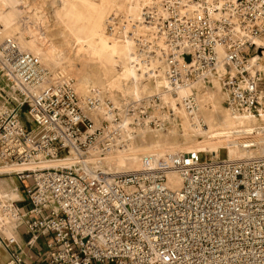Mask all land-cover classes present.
<instances>
[{
	"label": "built area",
	"instance_id": "obj_1",
	"mask_svg": "<svg viewBox=\"0 0 264 264\" xmlns=\"http://www.w3.org/2000/svg\"><path fill=\"white\" fill-rule=\"evenodd\" d=\"M105 28L112 40L129 42L139 65L164 78L172 94L207 82L222 64L226 109L262 108L264 85L251 59L263 53L257 41L264 40V0H149L137 17L112 12ZM0 80L21 97L0 112V165L74 159L9 174L22 198L0 199V216L15 234L23 228L30 235L29 247L49 236L45 252L36 254L45 264H264V158L225 163L179 153L154 170L108 178L82 163L90 152L102 159L113 136L162 126L147 112H160L158 96L144 108L127 106L124 124L111 101L79 96L72 79L44 68L11 38L0 44ZM25 104L27 124L19 116ZM177 106L190 119L199 112L194 95ZM164 113L166 121L174 117ZM169 172L180 177L178 189L170 187ZM15 246L0 233V249ZM5 264H26L25 256L11 251Z\"/></svg>",
	"mask_w": 264,
	"mask_h": 264
},
{
	"label": "bare ground",
	"instance_id": "obj_2",
	"mask_svg": "<svg viewBox=\"0 0 264 264\" xmlns=\"http://www.w3.org/2000/svg\"><path fill=\"white\" fill-rule=\"evenodd\" d=\"M148 1L57 0L53 8L54 19L61 22L70 35V43L66 44V49L77 63L78 73L65 75L76 80L74 86L78 94L86 95L90 88L92 94L101 98V94L97 92L100 85L105 87L107 91L105 95H108L109 99L117 95L125 101H141L144 94H153V97L158 96L161 103L174 113L180 123L181 136H162L160 130L153 131L148 128H145L143 136L129 134L113 136L114 145L106 153L104 159L95 158L94 152H90L86 161L82 163L84 169L89 172L101 171L108 178H114L154 170L160 157L166 159V156L188 152L218 155L221 149L227 151V159L223 161L225 163L264 158V155L255 158V153L264 149V113H261L259 117L248 112L232 113L222 105L224 95L221 92L220 79H223L227 73V66L222 64L217 66L215 76H211H214L211 78V89H206L202 82H194L172 94L164 78L150 76L139 65L129 42L120 43L109 38L106 33L105 19L110 12L120 10L137 17L140 8ZM10 2L11 0H0V41L7 38L14 39L21 51L35 56L45 67L49 68V63L54 62L55 70L49 69L57 73V67L64 64L67 55L62 53V49L59 50L60 47L56 48L48 42L46 33L35 32L27 25L25 29L17 27L13 17L5 11ZM16 7L19 8L17 5ZM19 11L22 10L19 9ZM20 17V22L24 24L31 19V16L20 15ZM257 44L263 49L259 61L264 62V40H258ZM255 61L257 60L251 59V62ZM252 65L255 66L254 63ZM255 69L259 71L256 66ZM260 70L264 72L263 63H261ZM141 80H144L146 84L139 87ZM192 88L196 95L190 91ZM179 95L180 99L195 96L199 112L194 118L187 117L177 106V101L180 100ZM102 112L99 114L101 117ZM199 119L203 121L205 128L199 125ZM126 120L122 119V123L125 124ZM253 148L259 150L253 151L251 150ZM147 161L149 165H146ZM102 162H106L108 169ZM73 163V158H65L25 166L15 164L5 166L17 168L16 171H7L11 174L23 170L55 169L70 166ZM168 182L172 189L180 187V177L175 172H169ZM15 190L17 191V188ZM1 226L8 231L14 229L8 223Z\"/></svg>",
	"mask_w": 264,
	"mask_h": 264
},
{
	"label": "rangeland",
	"instance_id": "obj_3",
	"mask_svg": "<svg viewBox=\"0 0 264 264\" xmlns=\"http://www.w3.org/2000/svg\"><path fill=\"white\" fill-rule=\"evenodd\" d=\"M56 1L57 0H11L8 7L5 8V11L8 12V14L13 17L14 22L17 25V27L25 29L26 28L25 25H27V27H29L30 29H32L35 32L46 33L48 35V40H49L48 42L51 45L55 46L56 48L60 47L59 50H61V49L63 50L62 53L64 55H67V58L64 60V64H62V66L57 67L56 71L58 73H60L61 75H63L64 77H66L65 74L69 73V74L73 75L75 73H78V70L76 67L77 63L71 58V54H69L67 52V49H66L67 48L66 44L70 43L69 32L67 31V29L63 26V24L61 22H58L54 19V15H53L52 11H53V8L55 7ZM94 1H96V0H94ZM16 5L19 6V8L16 7ZM19 9L22 11H19ZM114 11H120V10H114ZM114 11H112V12H114ZM112 12H110L109 14H111ZM20 15L31 16V19L27 20L26 24H24V23L20 22V20H21ZM108 15H107V17H108ZM107 17H106V19H107ZM106 19H105V21H106ZM37 20H38V22H37ZM14 33H17V32L14 31ZM258 56L259 57L252 58V59H255L257 61L251 62V63L252 64L254 63L255 66L257 67V69H259V71L261 72V78H262L263 85H264V72L260 70L261 63L264 64V62L259 61L260 57H262V54H260ZM40 64H41V62H40ZM54 65H55L54 62H50L48 67L55 70L56 67L54 68ZM44 68H46L52 72V69L50 70L49 68H47L45 66H44ZM223 72H224V70H223ZM213 75L215 76V74H213ZM95 77H98V76H95ZM213 77H210L208 79V81L205 83L202 82L206 89H211V87H212L211 78H213ZM68 78H70V77H68ZM70 79H72V81L75 85L76 80L73 78H70ZM221 80L222 79H220V88H221V92L224 95V101H225V94H224V91L222 88V81ZM145 84H146V82L144 80H141L139 82L138 86L141 87L142 85H145ZM98 88H99V90H97V92H99L101 94V98L109 99L107 97L108 95L107 96L105 95L107 93V91H105V87L103 85H100ZM1 90L4 91V93H2ZM190 91H192L193 94L196 95V92L193 90V88ZM177 93L180 94V92H177ZM80 94H78V95L79 96H85V94H82V93H80ZM88 94H92V91L90 90V88L88 90ZM88 94H86V95H88ZM152 95L153 94H144L143 97L141 98L143 100H141V101H132V100L125 101L124 98L117 96V95H115L112 99H109V100L113 103L114 107L118 109V112H119V115L121 116V118L122 119L125 118V120H126L127 118L125 116V111L127 109V106H129L130 104H134V105H138L139 106L138 108H142V107L144 108L147 100L151 99V97H153ZM7 96H10V97L13 96L11 101H10V104H8V102H7V100H8ZM147 97H149V98H147ZM154 97H156V96H154ZM146 98H147V100H146ZM158 99H159V97H158ZM179 99H180V95H179ZM224 101H223L222 105L226 109ZM19 102H21V97H19V95L17 93H15V94L12 93V91H10L5 86V84L0 80V112H3L5 110H9L11 108H15ZM159 102L161 103L160 99H159ZM27 108H28V105L25 104L22 108H20V111H19L20 120L23 124L26 123L25 112H26ZM159 108L160 109H158V110L160 112H155V110H153V113H152V112H150V109L147 110V112L149 115H153L150 117H154L155 119H159V120H161V122L164 121V122H162L163 123L162 126H159V128H154V127L149 128V127H143V126L142 127H136L135 129H133V131L136 132L135 136H143L145 134L144 133L145 128H148V129L153 130V131L160 130L161 131L160 133L162 134V136H181V132H180V128H179L180 123H179L178 118H175L174 113H172L174 117H172L170 120L168 119L166 121L163 115L165 114L164 113L165 110L166 109L168 110V108L165 105H163L162 103L160 104ZM261 113H264V103H263V106L261 109H258L254 113L251 112L250 114H252L253 116L259 117ZM160 117H163V118H160ZM188 121H189V119H188ZM126 122H127V120H126ZM189 123L191 125H193L190 121H189ZM95 124L98 125L97 122H95ZM251 150L258 151L259 149L253 148ZM226 153H227L226 150L221 149V150H219L218 155H214V154H210V153L209 154L208 153H201V158L206 161V160H211L214 156H217V157H219V160H225V159H227ZM260 154H262V155H260ZM105 155L106 154H104L102 156V159H104ZM263 155H264V149H260L258 152L255 153V156H256L255 158L262 157ZM168 157L169 156H166V158H168ZM162 159L163 158L160 157L157 160V162L162 160ZM251 159H253V158H251ZM102 164L106 167V169H108L106 162H102ZM16 169L17 168L15 166H11V167L7 166L6 167L3 165H0V186H2V184L6 183L9 188L15 189L17 186L21 185L15 178H13V176L8 174L9 172L7 173L8 170L16 171ZM24 184H26V183H24ZM11 189H9V190H11ZM0 190H3L2 187ZM0 199H2L3 201L8 200V199L9 200H17L18 194L15 192L14 193L9 192V195H4V194H2V192H0ZM0 219H1L0 220L1 225L8 223L6 221V219L2 218L1 216H0ZM9 224L10 223H8V225ZM10 225L14 228L13 224H10ZM0 233L2 235H6L7 237L10 236L11 238H15L16 241L18 240V238L16 237V234L11 236L6 231H2V230H0Z\"/></svg>",
	"mask_w": 264,
	"mask_h": 264
},
{
	"label": "crops",
	"instance_id": "obj_4",
	"mask_svg": "<svg viewBox=\"0 0 264 264\" xmlns=\"http://www.w3.org/2000/svg\"><path fill=\"white\" fill-rule=\"evenodd\" d=\"M8 173V172H7ZM0 190L2 192V194H6L9 195V192L12 193H17V191L15 189H11L7 186V184H2V186H0ZM16 188H22L21 185L17 186ZM11 189V190H9ZM22 189L20 190L19 194H18V199L22 198ZM21 207L25 208V204H19ZM0 229L3 231H6L9 235H14V230L13 231H8L5 228H2V226L0 225ZM16 237L18 238V240L16 241L15 238V242H16V246L13 247L12 249H0V264H5L6 260L8 258V254L11 251H16V252H21L24 256H25V262L26 264H45L44 259H40L38 258V256L36 254L40 253V252H45L46 249V243L49 240V236H39L37 237V239L30 244V247L28 246V241L30 239V235L26 234L25 230L23 228L18 229L17 233H16Z\"/></svg>",
	"mask_w": 264,
	"mask_h": 264
}]
</instances>
